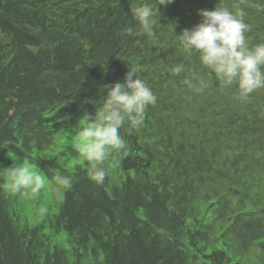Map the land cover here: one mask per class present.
Returning a JSON list of instances; mask_svg holds the SVG:
<instances>
[{
  "label": "trees",
  "instance_id": "obj_1",
  "mask_svg": "<svg viewBox=\"0 0 264 264\" xmlns=\"http://www.w3.org/2000/svg\"><path fill=\"white\" fill-rule=\"evenodd\" d=\"M142 3L152 37L127 31ZM216 6L243 10L249 47L264 42V0H0V264H264V88L241 99L177 37ZM132 69L157 100L120 129L127 155L97 185L73 127ZM14 161L63 192L57 211L3 188Z\"/></svg>",
  "mask_w": 264,
  "mask_h": 264
},
{
  "label": "clouds",
  "instance_id": "obj_2",
  "mask_svg": "<svg viewBox=\"0 0 264 264\" xmlns=\"http://www.w3.org/2000/svg\"><path fill=\"white\" fill-rule=\"evenodd\" d=\"M173 2L158 0L163 6ZM131 12L139 25V33L129 28L128 34L152 37L153 7L146 3L137 4ZM199 15L201 20L198 24L177 35L183 49L198 54L202 65L215 74L222 86L235 85L241 99H247L253 91L264 88V42L249 47L246 37L249 26L244 20L243 10L216 6L212 10L200 9ZM183 70L184 66L180 64L171 69L177 75ZM135 73L136 69L129 70L123 81L103 85L100 89L104 93L103 104L95 109L94 114L85 110L73 127L75 150L89 163L88 178L97 185H103L110 175L112 165L106 166L110 156L113 153L127 155V142L120 129L126 122L133 129L143 126L147 107L156 103L157 98L151 88L136 78ZM197 80L198 91L208 86L202 77H197ZM189 86L194 85L189 82ZM2 175L5 179L2 186L6 191L33 199L49 183L30 163L23 161H14ZM52 180L60 187H71L69 177L55 175ZM46 212V207L39 209L41 216Z\"/></svg>",
  "mask_w": 264,
  "mask_h": 264
},
{
  "label": "rangeland",
  "instance_id": "obj_3",
  "mask_svg": "<svg viewBox=\"0 0 264 264\" xmlns=\"http://www.w3.org/2000/svg\"><path fill=\"white\" fill-rule=\"evenodd\" d=\"M75 143H76V141H75ZM48 185H49V183L47 184V186L45 188H43L42 192H40V193H41V195H43V194L46 195V202H48L49 205L51 204L53 206V208H52L53 211H57L60 203L63 201L64 194L61 190H59V192H57L56 190H53L52 187H49ZM18 201L21 203V206L23 208H25V211L29 216L34 214V212H33L34 209L31 206V203L29 201L22 200V199H18ZM58 201H59V203H58ZM45 205L46 204H44L43 207H45ZM32 219L33 218L31 217V220Z\"/></svg>",
  "mask_w": 264,
  "mask_h": 264
}]
</instances>
